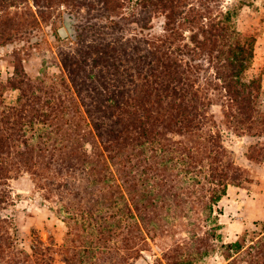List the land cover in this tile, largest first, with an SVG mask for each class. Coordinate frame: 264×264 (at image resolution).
I'll return each instance as SVG.
<instances>
[{
  "label": "trees",
  "instance_id": "trees-1",
  "mask_svg": "<svg viewBox=\"0 0 264 264\" xmlns=\"http://www.w3.org/2000/svg\"><path fill=\"white\" fill-rule=\"evenodd\" d=\"M21 1L0 0V7ZM32 1L44 9L55 2L80 6L84 1L97 10V16L117 14L129 2V15L117 19L109 15L107 23L94 22L89 26L92 38L82 41L75 52L62 54V84L70 87L76 104L71 116L80 117L83 112L87 128L71 118L64 125L66 130H77L75 136L58 138V147L40 134L37 142L27 136L36 122L48 119L52 129H61L58 119L53 120L58 114L49 118L35 106L42 100L36 91L43 88L22 72L17 83L13 77L0 80L1 99L6 90H19V106L0 108V205L5 202L1 186L19 173L47 172L50 178L58 177L55 189H61L63 197L70 196L83 216L104 221L99 226L101 237L108 241L114 233L120 236L124 253L116 252V256L118 264H126L134 253L139 256L130 246L132 239L143 246L146 234L152 238V231H167L168 209L183 199L179 188L186 189L187 200L196 195L199 213L206 211L209 217L228 185L243 187L246 171L235 165L223 145L224 128L255 138L245 156L250 163L264 161L261 81L245 77L255 37L232 25L229 10L214 14L209 7L203 9L207 0H197V6L190 0ZM153 14L165 18L162 35L147 40L126 34L129 23L140 31L147 29ZM31 23L35 25V19ZM181 30L189 32L184 43ZM9 36L0 28L1 40ZM196 54L204 56L213 71L214 90L222 100L219 120L210 112L209 90L197 84L196 73L203 66L182 58ZM55 88L49 85L43 96ZM52 99L49 96L47 103ZM56 110L61 115L66 108ZM70 203L63 205L68 213L73 209ZM9 224L0 218V264L13 262L14 254L23 252H16ZM191 237L196 243L202 239L195 232ZM245 239L241 235L225 244L224 257L234 264H264V223Z\"/></svg>",
  "mask_w": 264,
  "mask_h": 264
},
{
  "label": "rangeland",
  "instance_id": "rangeland-1",
  "mask_svg": "<svg viewBox=\"0 0 264 264\" xmlns=\"http://www.w3.org/2000/svg\"><path fill=\"white\" fill-rule=\"evenodd\" d=\"M89 1L99 4L98 0ZM190 2L194 6L199 3L197 0ZM128 4L129 2H125L117 10V14L100 13L102 16H97V10L91 9L84 1L80 6L64 1L55 2L45 8L46 10L35 5L32 0H22L5 9L0 7V28L11 33L9 39H0V80L4 82L6 78L13 77L17 83L22 72L27 78L36 81V86L43 89L36 91L42 100L35 106L50 114L49 118H54V113L58 114L53 120L58 119L61 123V129L57 130L58 126L52 129V125L48 123L51 119L46 123L36 122L27 133L30 140L37 142L40 134L42 139L46 138V142H55L58 147V138L75 136L74 132L77 130H66L68 126L64 125L71 118L77 120L84 129L87 128V118L83 112L79 114L80 117L71 116L76 112V104L70 87L62 84L65 75L61 56L75 52L82 41L87 42L92 38L89 26L94 22L107 23L109 15L110 19L129 15ZM207 7L213 9L214 14L218 10H229L232 25L240 31L254 35V54L245 77H260L261 97L264 98V0H207L203 9ZM65 16L69 21V32L66 37L61 38L57 29L65 25ZM33 19L36 23L32 26ZM164 22L163 15L153 14L147 29L140 31L135 24L129 23L126 34H136L153 40L163 34ZM18 27L22 30H15ZM181 32L185 38L182 41L184 43L189 32ZM182 56L185 61L203 66L196 73L197 84L209 90L212 99L210 112L219 120L222 100L218 97L217 90H214L216 81L213 71L209 69L202 55ZM15 71L20 74L15 75ZM52 84L56 88L52 93L43 96L45 89ZM18 94L19 90H6L5 97L0 98V108L18 105ZM49 96L53 99L47 103ZM57 106L60 110L61 106L66 108L65 112L60 115V111L56 110ZM255 140L224 128L223 145L235 165L246 171L243 187L228 185L226 194L213 205V213L209 217L205 215L206 211L199 213L196 195L187 200L186 189L179 188L178 192H184L183 199L174 208L169 207L165 219L167 231H152V238L150 234H146L147 243L143 246L141 243L136 244L137 238L132 239L135 242L130 243V246L139 251V256H134V253L127 259L126 264H234L224 257L225 244L235 241L241 235L248 241L253 234L260 231L264 223V161L250 163L245 156L248 146ZM56 178L58 177L50 178L47 172L37 176L23 172L7 179L6 184L1 186L5 193V202L0 205V218H6L10 223L8 230L16 252L23 251L14 254L15 262L8 264H118L116 252L124 253L120 236L114 233L113 238L108 241L101 237L99 226L104 221L97 219L94 222L93 219L83 216L80 212L82 208L75 206L70 196L63 197L60 194L61 189H55L58 185ZM69 202H72L70 206L73 208L69 209L70 213L63 206ZM192 232L202 238L198 243L192 239ZM102 234H106V231ZM239 264L245 262L240 261Z\"/></svg>",
  "mask_w": 264,
  "mask_h": 264
},
{
  "label": "water",
  "instance_id": "water-1",
  "mask_svg": "<svg viewBox=\"0 0 264 264\" xmlns=\"http://www.w3.org/2000/svg\"><path fill=\"white\" fill-rule=\"evenodd\" d=\"M68 23H69L68 18L65 16V17H64V24H65V25H64V26H61V27H59V28L57 29V32H58V34H59V36H60L61 38L66 37V35H67L68 32H69Z\"/></svg>",
  "mask_w": 264,
  "mask_h": 264
},
{
  "label": "crops",
  "instance_id": "crops-1",
  "mask_svg": "<svg viewBox=\"0 0 264 264\" xmlns=\"http://www.w3.org/2000/svg\"><path fill=\"white\" fill-rule=\"evenodd\" d=\"M238 223V222H237ZM238 227V226H237Z\"/></svg>",
  "mask_w": 264,
  "mask_h": 264
}]
</instances>
